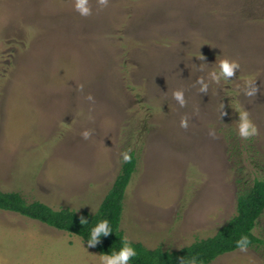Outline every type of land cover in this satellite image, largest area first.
<instances>
[{
  "label": "rangeland",
  "instance_id": "obj_1",
  "mask_svg": "<svg viewBox=\"0 0 264 264\" xmlns=\"http://www.w3.org/2000/svg\"><path fill=\"white\" fill-rule=\"evenodd\" d=\"M89 7L85 17L75 0H0V190L95 214L127 151L137 160L120 227L130 242L178 251L214 236L264 177V0ZM225 58L239 64L231 77L218 68ZM240 109L257 128L247 140ZM254 234L260 245L211 264H264V213ZM97 255L0 211V264H99Z\"/></svg>",
  "mask_w": 264,
  "mask_h": 264
},
{
  "label": "trees",
  "instance_id": "obj_2",
  "mask_svg": "<svg viewBox=\"0 0 264 264\" xmlns=\"http://www.w3.org/2000/svg\"><path fill=\"white\" fill-rule=\"evenodd\" d=\"M137 160L131 155L124 162L119 175L110 191L102 201L98 211L76 212L70 209L54 210L48 205L33 201L28 202L18 192L0 190V211L11 212L25 218L38 221L58 231L77 236L87 244L90 229L101 220L107 219L112 233L101 235L100 242L91 247L99 254H111L119 250L121 240L125 237L121 230L123 204L127 189L136 171ZM264 213V177L254 181L253 185L239 194L237 212L214 236L194 242L178 251H165L161 248L150 250L141 243L131 242L137 255L129 264H211L218 257L239 250L236 242L241 236H247L250 243L247 248H254L262 241L254 234L256 225ZM84 217L87 224H81ZM88 245V244H87Z\"/></svg>",
  "mask_w": 264,
  "mask_h": 264
},
{
  "label": "clouds",
  "instance_id": "obj_3",
  "mask_svg": "<svg viewBox=\"0 0 264 264\" xmlns=\"http://www.w3.org/2000/svg\"><path fill=\"white\" fill-rule=\"evenodd\" d=\"M108 0H98V4L100 6H106ZM75 10L81 15V16H89L91 14V9L89 7V0H75ZM202 59H204L203 56H201ZM218 68L222 69L223 73L226 75V77H231L234 75V70L239 68V64L235 60L230 59H222L218 62ZM215 78V77H214ZM227 82V80H225ZM254 81L252 78H248L244 82L243 91L245 95L251 97L253 96L258 89L253 87ZM207 85H205L204 88L201 89V91L206 90ZM251 87V91H248V88ZM173 99L175 101H178L180 106L183 107L185 104L184 100V92L183 90H176L172 93ZM89 100L92 99L91 96L88 97ZM221 107H223L221 105ZM180 126L182 128L187 127V120L181 119ZM236 131L238 136L241 139H250L257 135V128L253 124V122L249 118V114L247 111H244L242 109L239 110V123L236 126ZM210 135H213V133H209ZM81 137L85 140L89 139L92 135L90 130H84L81 132ZM123 161L127 162L130 159V156L127 151L121 153ZM81 224H87V221L84 217H81ZM110 233H112V228L109 225V221L107 219L101 220L95 224L90 229V234L87 239V244L89 247H94L100 242L101 235L107 236ZM250 241L247 236H241V238L236 242V247L239 248L241 251H245L249 245ZM137 255V252L135 248L132 246L131 242L127 239V237H124L121 240V246L119 250H113L111 254H100L97 255L99 257V264H129V261L135 258ZM181 264H183V259H181ZM190 264H195L194 261L190 262Z\"/></svg>",
  "mask_w": 264,
  "mask_h": 264
}]
</instances>
